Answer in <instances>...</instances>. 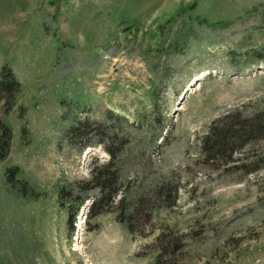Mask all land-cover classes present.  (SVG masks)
Instances as JSON below:
<instances>
[{
  "label": "rangeland",
  "instance_id": "rangeland-1",
  "mask_svg": "<svg viewBox=\"0 0 264 264\" xmlns=\"http://www.w3.org/2000/svg\"><path fill=\"white\" fill-rule=\"evenodd\" d=\"M3 65L19 91L0 100V264H153L159 247L161 264H264V137L213 159L200 140L264 108V0H0ZM75 116L91 124L67 138ZM105 164L118 190L94 215Z\"/></svg>",
  "mask_w": 264,
  "mask_h": 264
},
{
  "label": "trees",
  "instance_id": "trees-1",
  "mask_svg": "<svg viewBox=\"0 0 264 264\" xmlns=\"http://www.w3.org/2000/svg\"><path fill=\"white\" fill-rule=\"evenodd\" d=\"M221 26H226L229 24L228 21L218 22ZM0 73V100L4 102V110H9L14 104L15 97L19 91V83L14 79L13 74L8 66H1ZM91 121L89 119H80L75 116L73 125L66 131L67 138L76 135L84 127L89 126ZM95 134V133H92ZM264 137V108L252 115L239 116L231 113H226L219 117L218 119L212 121L208 126L206 133L200 138L201 146L204 153L210 158L219 156V154H229L237 147L239 144H244L253 138ZM10 144V131L9 129L0 123V160L4 159L9 151ZM109 165L105 164L100 167L99 170L93 171L91 174V182L99 189V196L91 202L90 208L93 209L94 206L101 202L104 198L105 203L102 207L93 211L94 215L100 212L109 210L111 208V203L114 195L117 192V188L111 185V176L108 171ZM17 172V167H8L6 170L7 176L11 177ZM110 176V177H109ZM160 189V187H159ZM61 190V189H60ZM58 190V194L60 193ZM161 189L158 191V193ZM83 198H80L75 207L72 208L73 214L76 213L79 206L81 205ZM123 202L122 198H119L117 204V213L115 219L118 222H125L126 228L129 233H133L132 223H131V211H125V208L119 207ZM150 216L149 212L145 213V218L148 219ZM160 239V236H156L155 241ZM159 247V246H158ZM158 253L155 255L153 264H161V247H159Z\"/></svg>",
  "mask_w": 264,
  "mask_h": 264
}]
</instances>
